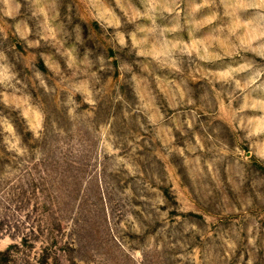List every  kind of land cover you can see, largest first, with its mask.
<instances>
[{
	"label": "rangeland",
	"instance_id": "374dc122",
	"mask_svg": "<svg viewBox=\"0 0 264 264\" xmlns=\"http://www.w3.org/2000/svg\"><path fill=\"white\" fill-rule=\"evenodd\" d=\"M0 264H264V0H0Z\"/></svg>",
	"mask_w": 264,
	"mask_h": 264
}]
</instances>
